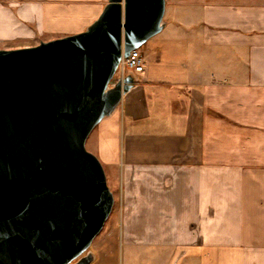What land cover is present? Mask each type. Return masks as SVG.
Instances as JSON below:
<instances>
[{
	"label": "crops",
	"instance_id": "1",
	"mask_svg": "<svg viewBox=\"0 0 264 264\" xmlns=\"http://www.w3.org/2000/svg\"><path fill=\"white\" fill-rule=\"evenodd\" d=\"M109 0H0V49L84 32ZM144 70L94 130L123 264H264V0H167Z\"/></svg>",
	"mask_w": 264,
	"mask_h": 264
},
{
	"label": "water",
	"instance_id": "2",
	"mask_svg": "<svg viewBox=\"0 0 264 264\" xmlns=\"http://www.w3.org/2000/svg\"><path fill=\"white\" fill-rule=\"evenodd\" d=\"M167 0H109L84 32L0 49V264H93L115 206L87 149L134 73L124 57L163 32Z\"/></svg>",
	"mask_w": 264,
	"mask_h": 264
},
{
	"label": "rangeland",
	"instance_id": "3",
	"mask_svg": "<svg viewBox=\"0 0 264 264\" xmlns=\"http://www.w3.org/2000/svg\"><path fill=\"white\" fill-rule=\"evenodd\" d=\"M93 133L87 142V149L98 157L93 147L95 136ZM105 171L108 178V185L115 196V206L102 232L94 240L90 251L97 257L93 264H123V262H126L127 248L123 245L120 215L118 213L119 200L117 196L119 189L115 190L113 187V180L111 179L109 170L105 168Z\"/></svg>",
	"mask_w": 264,
	"mask_h": 264
},
{
	"label": "built area",
	"instance_id": "4",
	"mask_svg": "<svg viewBox=\"0 0 264 264\" xmlns=\"http://www.w3.org/2000/svg\"><path fill=\"white\" fill-rule=\"evenodd\" d=\"M144 70V59L141 49L133 51L130 56L124 57L116 72V82L124 81L130 73L140 74Z\"/></svg>",
	"mask_w": 264,
	"mask_h": 264
}]
</instances>
